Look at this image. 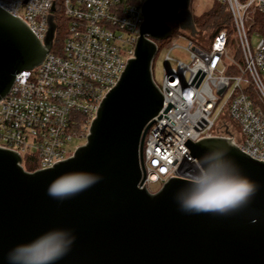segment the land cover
I'll return each mask as SVG.
<instances>
[{
	"label": "water",
	"instance_id": "obj_1",
	"mask_svg": "<svg viewBox=\"0 0 264 264\" xmlns=\"http://www.w3.org/2000/svg\"><path fill=\"white\" fill-rule=\"evenodd\" d=\"M190 2L145 1L134 58L101 102L86 144L72 157L28 172L17 152L0 147V264H10L8 254L17 245L55 229H71L76 239L54 264H264V162L232 141L211 138L185 145L196 161L207 151L205 144L228 147L241 175L258 186L242 209L227 215L182 211L183 178L171 177L154 194L140 188L146 178V137L153 122L174 107L169 103L156 118L164 100L152 72L156 42L172 37L167 20L196 35ZM53 18L47 17L50 27L42 43L23 20L0 8V101L16 74L43 63L52 48ZM77 172L102 179L62 201L48 194L58 177Z\"/></svg>",
	"mask_w": 264,
	"mask_h": 264
},
{
	"label": "built area",
	"instance_id": "obj_2",
	"mask_svg": "<svg viewBox=\"0 0 264 264\" xmlns=\"http://www.w3.org/2000/svg\"><path fill=\"white\" fill-rule=\"evenodd\" d=\"M145 1L0 0V8L23 20L42 43L50 27L48 15L56 25L43 63L16 74L10 93L0 101L1 148L17 152L22 165L24 159L37 160L36 171L73 156L72 142L87 140L105 95L134 58ZM214 1L229 6L238 47L231 55L226 32L208 49L183 30L168 39L162 84L157 85L163 109L156 118L169 103L177 110L171 107L165 114L175 125L162 116L145 140L146 178L140 188L152 194L154 185L163 186L171 177L186 179L185 168L196 165L188 140L225 138L264 162V33L249 35L246 24L249 11L264 16V0ZM57 13L68 24L61 26L66 37L61 52H54L60 32ZM180 49L188 53L189 63L172 58ZM229 66L236 73H228Z\"/></svg>",
	"mask_w": 264,
	"mask_h": 264
},
{
	"label": "clouds",
	"instance_id": "obj_3",
	"mask_svg": "<svg viewBox=\"0 0 264 264\" xmlns=\"http://www.w3.org/2000/svg\"><path fill=\"white\" fill-rule=\"evenodd\" d=\"M207 151L197 158L188 172L186 187L180 190V209L187 213L227 215L245 207L258 186L241 175L239 166L223 145L205 144ZM102 177L77 172L58 177L48 187V194L58 200L71 198L87 190ZM76 237L72 230L55 229L29 244L17 245L8 254L10 264H54L71 250Z\"/></svg>",
	"mask_w": 264,
	"mask_h": 264
},
{
	"label": "trees",
	"instance_id": "obj_4",
	"mask_svg": "<svg viewBox=\"0 0 264 264\" xmlns=\"http://www.w3.org/2000/svg\"><path fill=\"white\" fill-rule=\"evenodd\" d=\"M211 2H213V4L210 6V8L201 12H197V8L199 6L198 2L196 0H191V11L193 13V20L196 28V35L191 36L194 37L196 43L204 49H208L211 46L215 37L219 33H227L229 45L233 44V38L235 36V27L229 6L226 4L218 3L214 0H212ZM167 23L173 29V37L181 32L178 23L175 24V22H173L172 20H167ZM255 32L264 33V16L257 12H255L253 23L248 29L249 35H252ZM169 42L170 40L162 41L161 45L166 47ZM157 56L158 53L154 58V62L156 61ZM228 73H236V70H234L232 66H229ZM24 160L26 164V171L34 172L38 169L37 160H31V158H27Z\"/></svg>",
	"mask_w": 264,
	"mask_h": 264
},
{
	"label": "rangeland",
	"instance_id": "obj_5",
	"mask_svg": "<svg viewBox=\"0 0 264 264\" xmlns=\"http://www.w3.org/2000/svg\"><path fill=\"white\" fill-rule=\"evenodd\" d=\"M198 2V8H197V12H201L203 10H206L208 8H210V6L213 4V2H211L212 0H196ZM60 1L58 2V7H59ZM190 11H191V2H190ZM192 13V11H191ZM193 14V13H192ZM254 14L255 12H251L249 11L247 14V29H249V27L251 26V24L253 23L254 20ZM57 23L58 26H60V32L56 35V40H55V46H54V52H61L63 47L65 46V41H66V37H65V30H63L61 28V26H67L68 24L65 22H62V16L57 13ZM175 22V21H173ZM177 22H175L176 24ZM54 40V39H53ZM162 42V41H161ZM161 42H156L157 46L160 47L158 50V56L156 58V61L153 63L152 65V72H153V78L155 81V84L158 86H161L162 84V79H163V70H164V57L167 54V50L165 49V46L161 45ZM250 44L252 46V48H255V37L252 36L250 39ZM237 42L235 40V37L233 38V44L229 45V50L231 55H234L236 50H237ZM172 58L176 59V60H182L185 61L187 63H189L190 61V57L188 55V53H186L184 50H176L171 54ZM170 66H173L172 63H170ZM263 81H264V77H263ZM221 101H220V105H223V103L225 102V97L222 96L220 97ZM86 144V141H73L71 146V151L73 152V154L75 153L76 149H78L79 147L83 146ZM75 149V150H74ZM23 167L25 169L26 164H25V160L23 161ZM191 170L190 167H186L184 170L185 174H188V172ZM154 191L158 192L159 189L162 188V185H154L153 186Z\"/></svg>",
	"mask_w": 264,
	"mask_h": 264
}]
</instances>
